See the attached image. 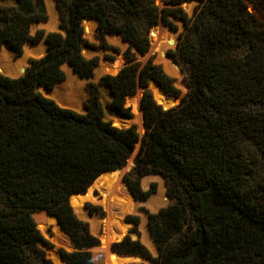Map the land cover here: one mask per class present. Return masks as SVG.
<instances>
[{
    "label": "trees",
    "instance_id": "1",
    "mask_svg": "<svg viewBox=\"0 0 264 264\" xmlns=\"http://www.w3.org/2000/svg\"><path fill=\"white\" fill-rule=\"evenodd\" d=\"M12 1L0 8V46L21 55L25 42L44 40L47 51L18 77L0 73V264H54L36 211L55 216L76 248L58 249L67 264H103L90 251L99 240L69 197L123 167L138 143L122 180L145 200L155 183L144 191L141 177H164L169 203L147 213L158 256L130 237L113 243L114 251L154 264H264V0H189L196 2L191 15L180 6L186 0H165L161 9L156 0H55L65 34L33 35L31 24L47 18L43 0ZM170 16L183 23L176 49L167 53L185 71L187 92L165 109L143 90L142 135L135 124L104 119L92 84L85 113L36 90L63 81L64 63L92 76L98 58L82 55L84 18L96 20L102 46L105 34L120 33L145 54L152 26L161 21L175 29ZM124 55L116 74L99 79L119 112L131 115L125 97L150 79L167 95L180 94L152 57L142 63Z\"/></svg>",
    "mask_w": 264,
    "mask_h": 264
},
{
    "label": "rangeland",
    "instance_id": "2",
    "mask_svg": "<svg viewBox=\"0 0 264 264\" xmlns=\"http://www.w3.org/2000/svg\"><path fill=\"white\" fill-rule=\"evenodd\" d=\"M43 2H44L45 13H46L47 18L46 20L33 22L30 27V33L33 35L35 34L37 30H43L45 33L60 32L62 34H65V30L60 26V21H61L60 11L56 5V1L55 0H43ZM13 3L14 2L12 0H1L0 8L5 5H12ZM155 3L160 9L168 6L165 3V0H156ZM195 4L196 2L192 1L190 3H181L180 6L189 15H191ZM170 20L175 26V29L174 30L172 29V31H170L168 29L169 27L164 25L161 21L158 24L154 25V27L161 26L163 30L162 32L165 33V37L160 36L161 39L158 42L157 46H155L154 48L152 46V44L154 43V40L151 41L150 39V48L145 54H141L140 52H138L135 47H129L130 44L123 39L120 33L105 34L104 42H105L106 47L102 46L101 45L102 40L98 36L97 30H96V26H97V23H96L92 33L85 34V30H84V37L87 40V44L83 45L82 50H81L82 55L85 58H91L94 56L98 58L97 65L93 70L92 76L88 78L82 77L78 73H76L72 69V67L68 65V63H64L63 66L65 69H62V70L65 73V79L63 81L56 83L53 88H55L57 85L64 83V82H70L72 85H74L76 87L78 104H76L77 105L76 108H70V109H73L77 112L85 113L87 112L86 104H87V101L90 95V84L94 85L98 93L104 119L110 120L113 123V125H116V126H128L130 124H135L137 132L140 135H142L143 134V127H142L143 121L141 117V112L138 111L135 107L138 106L143 90L148 89L151 92L153 98L158 103L163 104L164 106L167 104H174V106L177 105L180 102L182 96L187 92L185 71L182 70L179 63H177L174 60V58L168 55L167 53L169 50L172 51L176 49L178 34L183 30V23L180 19L173 18L171 16H170ZM45 23L49 24L51 28L47 29L45 27L46 25ZM110 34L114 35L113 40L110 37H108ZM169 35H170V44L165 48V56L171 59L172 66H173V72L168 71L162 62L157 61V56L159 53L158 46L160 43L164 42ZM44 42H45L44 40H40L39 42H36V43L31 42V41L25 42L22 47V54L24 52L25 44L31 43L34 45V44L44 43ZM4 45H8L10 48H12L8 43L4 42L1 44L0 49ZM46 51H47V44H46L45 52H43L42 54L38 56H31L29 58L30 61L28 62V65L25 66V69L31 64V60L33 58H38L42 56L43 54L46 53ZM127 51L133 56L134 61H140L142 63H144L149 57H152L153 62L159 64L162 70L173 79L174 86L178 88L180 91V94L178 95V97L174 98V97L165 96L149 80L147 87L138 86L136 89V92L133 95H131L130 97L127 95L125 97L124 107L130 108V111H129L131 113L130 116L122 114L115 107H113L111 104V101H112L111 92L108 87L99 84V79L102 75H105V74L114 75L112 72L108 71V68H107L108 61L115 60L120 67L124 66L126 63L124 54ZM13 54L18 56L14 49H13ZM102 62L103 63L105 62L106 64L104 65L106 71L104 73H99L97 70ZM23 72L13 77H18L21 74H23ZM36 90L39 91L38 85H36ZM55 103L58 104L56 101ZM63 108H69V107H63ZM138 116H139V120L136 119V117ZM138 148H139V143L136 144L132 155L127 160L126 164L119 171L121 172L119 180L121 179L122 181L124 175H126L131 169L132 161H133L135 154L138 151ZM102 183L103 182L101 183L95 182L90 185L89 188H91V191L93 192V194L95 195L100 194L99 187L101 186L103 187ZM152 183H155V192L151 193L150 196L145 200H136L139 203L137 206V212L136 213H131L129 211L125 212L123 213V215L117 218V221H119L123 226L126 227V233L122 236L123 238L121 237L122 239L126 237H130L132 240H138L141 244H143L148 249L152 257H157L158 251L156 250L152 242L153 238L151 237L148 231V228H147V213H155L160 208L165 207L169 203V198L166 195L165 180L164 178H162L160 174H148V175H145V177L144 176L141 177L140 179V186H141V189L144 191L148 190ZM106 185L108 186V184ZM161 188L163 192L160 193ZM127 190L130 193V190L128 188ZM88 194L84 196L73 197L72 200L70 199V203L72 201L73 203L72 207L74 208H75V205H76V208H79L81 206L80 209H73V210L76 211L77 213H79V211L85 213V215L80 219L87 222L90 232L99 240V238L97 237V234L101 233L104 227H108L111 220L109 221L107 220L109 216L107 214V211L102 205L91 202L89 199L86 198ZM149 198H150V210L144 204V202H146ZM75 200H77L78 202H75ZM118 202L123 203L124 201L118 199ZM83 204H85L86 209L82 208ZM115 214L120 215V212L116 211ZM131 216H134L137 218L136 220L138 223L136 226H134V223L131 221L130 219ZM33 218L37 224V227L40 226L38 229L40 230L44 238L49 242L50 246H52L53 248L57 250L58 249H64L66 251L73 250L71 243H70V238L59 228L54 217L49 216L45 211H36L33 214ZM122 219L125 222H122ZM94 221L96 222V224L94 223ZM90 224H91V227H90ZM111 224H114L116 226V223L114 220H112ZM127 230H128V234H127ZM106 250H107V256H108L107 261H109V263L106 262V255L104 252ZM90 251H91L93 260L97 263L102 262L103 264H149L147 261L141 258H138V257H125V258L119 257L115 253L109 250V245L106 247L105 250H99L98 247H93L90 249ZM48 253L49 252L47 251V254ZM53 256L55 257L54 259H52ZM48 257H50L52 262L54 260L55 264H62L57 259L56 254H49Z\"/></svg>",
    "mask_w": 264,
    "mask_h": 264
},
{
    "label": "bare ground",
    "instance_id": "3",
    "mask_svg": "<svg viewBox=\"0 0 264 264\" xmlns=\"http://www.w3.org/2000/svg\"><path fill=\"white\" fill-rule=\"evenodd\" d=\"M82 25L84 27L85 34L92 33V31L94 30V27L96 25V20L91 19V18H84L82 21ZM45 27L47 29L51 28V26L49 24H46ZM157 29H158V31H157ZM162 31L163 30H162L161 26L155 27L153 36L154 37L155 36L165 37V33ZM108 37H110L112 40L114 39L113 38L114 35H112V34H110ZM169 44H170V35L167 37V39L164 42L159 44V46H158L159 53L157 56V61L162 62L168 71L173 72V66H172L171 59L169 57L165 56V48ZM45 50H46V41L44 43H38V44H34V45L31 43H27L24 46L23 54L16 56L13 54L12 48H10L8 45H4L0 49V73H2L3 75L9 76V77L17 76L18 74H20L24 71L25 66L28 65V62L30 61L29 58L31 56H38V55L42 54L43 52H45ZM116 64H117V62H116ZM104 65H106L105 62L104 63L102 62L100 64V66L97 70L99 73H104L106 71ZM62 69H65L63 65H62ZM75 76H77V75H75ZM38 90L44 96L54 99L58 103V105H60L62 107L76 108V106H77L76 104H78L76 87L74 85H72L70 82L61 83L51 90L47 89V87L40 84V85H38ZM136 119L139 120V116L136 117ZM120 170H118L114 173H108L104 178L99 180L100 183L103 182L102 183L103 187L102 186L99 187V191H100L99 195L93 194L91 189H89L86 192V194L90 193L92 195L91 196L90 194H88L86 196L87 199H89L91 202L98 203L105 208V210L107 211V214L109 216L107 220L108 221L111 220L109 225H111L112 220L115 221L116 226H117L116 228H118L120 230V234L118 236V239H120L126 233V227L123 226L119 221H117V218L120 217L123 213L128 212V211L131 213H136L137 212V206L139 204L138 201H134L131 198V195L128 192L125 184L121 181V179L119 180L120 175H121V172H119ZM106 184H108V186ZM161 192H163L162 188L160 189V193ZM76 196H84V195H76ZM76 196H74V197H76ZM118 199L123 200L124 202L120 203V202H118ZM75 202H78V201L75 200ZM144 204L150 210V198L146 202H144ZM72 205H73V203H72ZM80 207L76 208V205H75V208L74 207L73 208L74 209H80ZM116 211H119L120 215L119 214L116 215L115 214ZM75 213L77 214L78 218H82L85 215V213L81 212V211H79V213H77L75 211ZM94 223L96 224L95 221H94ZM90 227H91V224H90ZM91 230H92V228H91ZM127 234H128V230H127ZM112 240H114V239L108 238V242L104 246L103 250L106 249V247L108 246V244ZM152 242L156 248V245H155L153 239H152ZM156 250H157V248H156ZM104 252L106 255V260H108L107 250Z\"/></svg>",
    "mask_w": 264,
    "mask_h": 264
},
{
    "label": "water",
    "instance_id": "4",
    "mask_svg": "<svg viewBox=\"0 0 264 264\" xmlns=\"http://www.w3.org/2000/svg\"><path fill=\"white\" fill-rule=\"evenodd\" d=\"M190 2H192V1H189V0H186V1H183L182 3H190ZM250 10H251V8H250ZM154 29H155V27L154 26H152L151 28H150V32H149V38L151 39V41H153L154 40V43L152 44V46H153V48L155 47V46H157V44H158V42L160 41V39H161V37L160 36H153V34H154ZM170 31H172V29L171 28H168ZM156 39V40H155ZM107 68H108V71H110V72H112L113 74H116L120 69H121V67L118 65V64H116V61L115 60H111V61H108V64H107ZM150 82L152 83V84H154L165 96H167V97H174V98H177L178 96H169V95H167L162 89H161V87L154 81V80H152V79H150ZM128 96H131V95H128ZM160 104V103H159ZM160 105H162V107L163 108H165V109H167V108H170V107H173L174 106V104H167V105H163V104H160ZM138 111H140L141 112V117H142V121H143V116H142V109L140 108V103H138V106H136L135 107ZM142 127H143V133H144V131H145V128H144V125L142 124ZM134 165V162L132 161V166ZM122 167H120V168H117V169H121ZM117 169H113V170H108V171H104V172H102L100 175H98L93 181H92V183L91 184H93V183H99V177L101 176V175H103V174H106V173H109V172H112V171H114V170H117ZM162 176V175H161ZM162 178H164L163 176H162ZM97 180V181H96ZM122 182L124 183V181L122 180ZM90 184V185H91ZM125 184V183H124ZM90 185L84 190V191H82V192H76V193H72L71 195H70V197H69V202H70V199L72 200V198L74 197V196H76V195H85L86 194V192H87V190H88V188L90 187ZM125 186H126V188H128L127 187V185L125 184ZM130 194H131V192H130ZM167 195V194H166ZM168 197V196H167ZM131 198L134 200V201H136V199L133 197V195L131 194ZM71 204V203H70ZM82 208H85L86 209V206H85V204H83L82 205ZM49 215V214H48ZM123 215V214H122ZM49 216H51V217H54V219H55V221L57 222V218L55 217V216H53V215H49ZM122 222H125L123 219H122ZM57 224H58V222H57ZM58 226H59V228L61 229V227H60V225L58 224ZM62 230V229H61ZM63 231V230H62ZM64 232V231H63ZM119 234H120V230L118 229V228H116V226L114 225V224H111V225H109L108 227H104V229H103V231L101 232V233H98L97 234V237L99 238V245L98 246H96V247H98V249L99 250H103V248H104V246L106 245V243L108 242V238H110V239H114L113 241H110V243L108 244L109 245V250L111 251V252H113V253H115L117 256H119V257H138V258H141V259H143V260H145V261H147L149 264H154L153 263V261L152 260H150V259H147V258H143L142 256H140V255H136V254H119V253H116L114 250H113V248H112V244L113 243H115V242H119V241H121V239L123 238H120V239H118V236H119ZM70 243H71V241H70ZM71 246H72V248H73V250H75L76 248L73 246V244L71 243ZM156 248H157V246H156ZM45 251H46V254H47V251L49 252L48 254H47V256L49 255V254H56V257H57V259L62 263V264H67L64 260H63V258H62V256H61V254L59 253V250H57V249H55V248H53L52 246H48V247H45ZM157 251H158V248H157ZM50 258V257H49ZM55 257L53 256V258L52 259H54ZM53 262H54V260H53ZM106 262L107 263H109V261H107L106 260ZM54 264H55V262H54Z\"/></svg>",
    "mask_w": 264,
    "mask_h": 264
}]
</instances>
